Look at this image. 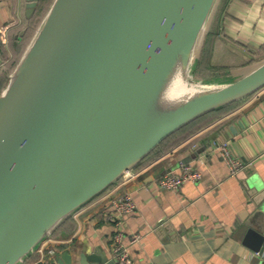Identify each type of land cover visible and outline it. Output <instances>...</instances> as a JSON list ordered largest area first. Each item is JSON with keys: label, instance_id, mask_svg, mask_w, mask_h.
I'll list each match as a JSON object with an SVG mask.
<instances>
[{"label": "water", "instance_id": "95a60500", "mask_svg": "<svg viewBox=\"0 0 264 264\" xmlns=\"http://www.w3.org/2000/svg\"><path fill=\"white\" fill-rule=\"evenodd\" d=\"M214 1H52L0 94V264H18L61 218L165 137L264 85L262 60L223 85L193 87L201 94L140 129L172 52L183 53L186 73ZM256 195L259 204L264 185ZM244 243L264 264V233L249 228ZM57 263L116 264L86 250L78 258L64 250Z\"/></svg>", "mask_w": 264, "mask_h": 264}, {"label": "crops", "instance_id": "0c3cea01", "mask_svg": "<svg viewBox=\"0 0 264 264\" xmlns=\"http://www.w3.org/2000/svg\"><path fill=\"white\" fill-rule=\"evenodd\" d=\"M52 1L40 6L36 0L32 7V0H0V94ZM194 53V73L212 87L240 77L264 60V0H215ZM229 105L204 113L208 116L200 123L182 129L135 164L131 179L120 176L61 218L18 264L57 263L64 250L73 258L86 250L113 259L109 250L113 226L103 211L124 189L135 203L125 216L124 239L141 234V240L130 246L133 264H255L257 252L244 238L249 228L264 233V199L257 204L253 198L264 185V85ZM213 141H226L245 167L231 175L212 149ZM180 162L190 163L200 177L176 190L160 188L157 177L177 171Z\"/></svg>", "mask_w": 264, "mask_h": 264}, {"label": "built area", "instance_id": "2783aa9c", "mask_svg": "<svg viewBox=\"0 0 264 264\" xmlns=\"http://www.w3.org/2000/svg\"><path fill=\"white\" fill-rule=\"evenodd\" d=\"M0 34V43L2 42ZM212 149L217 150L220 157L225 162L228 172L231 175L236 174L245 167V163L234 157L227 146L226 141H215L211 144ZM201 173L188 162H180L177 171H165L157 177L156 183L160 188L176 190L185 181H194L200 177ZM126 179L133 177L131 169L124 171L121 175ZM135 208L132 194L129 190H122L116 196L110 199V203L103 211V218L113 226V233L110 241V254L116 264H133L130 255V246L141 240V234L133 233L126 240L124 239L123 224L125 216L131 213ZM35 264H57L55 262L46 263L37 261Z\"/></svg>", "mask_w": 264, "mask_h": 264}, {"label": "bare ground", "instance_id": "6f19581e", "mask_svg": "<svg viewBox=\"0 0 264 264\" xmlns=\"http://www.w3.org/2000/svg\"><path fill=\"white\" fill-rule=\"evenodd\" d=\"M184 55L172 52L160 77L156 81L140 119V129L151 130L177 106L201 94L198 89L188 87L184 74Z\"/></svg>", "mask_w": 264, "mask_h": 264}, {"label": "rangeland", "instance_id": "374dc122", "mask_svg": "<svg viewBox=\"0 0 264 264\" xmlns=\"http://www.w3.org/2000/svg\"><path fill=\"white\" fill-rule=\"evenodd\" d=\"M50 1V0H48ZM47 1V2H48ZM187 69H186V73H185V81L188 87H196V88H200L198 86H202L205 87L204 85L209 84L208 82H203L204 79H202L200 74H195L194 72L196 71V63H195V59L190 57V59L187 62ZM197 72V71H196ZM199 79H202L203 81H200ZM199 80V82L197 81ZM198 82L199 85H195V83ZM226 82V81H225Z\"/></svg>", "mask_w": 264, "mask_h": 264}, {"label": "trees", "instance_id": "16d2710c", "mask_svg": "<svg viewBox=\"0 0 264 264\" xmlns=\"http://www.w3.org/2000/svg\"><path fill=\"white\" fill-rule=\"evenodd\" d=\"M47 1H48V0H40V6L43 5V4H45ZM41 9H44V6H42ZM41 9H40V10H41ZM202 66H203V64L201 65V67H202ZM202 68H203V67H202ZM199 69H200V67L198 68V70H199ZM228 105H229V104H228ZM231 105H232V104H230L229 106H231ZM226 108H227V107H226ZM222 109H225V107L222 108ZM207 116H208V114H204V115H202V116H200V117H198V118L192 120L191 122L185 124L184 126L180 127L179 129H177L176 131H174L173 133H171L170 135H168L167 137H165V138L160 142V144H159L157 147H155L150 153H148L143 159L148 158V157H150L151 155H153V153H154L155 151H157V149H158L159 147H162L163 145H165L170 139H172V137H173L174 135H176V133H178V132L181 131L182 129H185L186 127H189V126H191V125H193V124L200 123V122H201L203 119H205Z\"/></svg>", "mask_w": 264, "mask_h": 264}]
</instances>
